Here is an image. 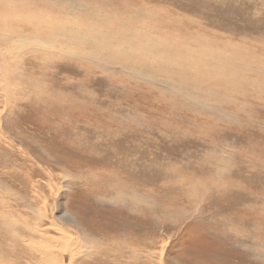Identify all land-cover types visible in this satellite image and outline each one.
Here are the masks:
<instances>
[{
	"label": "rangeland",
	"instance_id": "rangeland-1",
	"mask_svg": "<svg viewBox=\"0 0 264 264\" xmlns=\"http://www.w3.org/2000/svg\"><path fill=\"white\" fill-rule=\"evenodd\" d=\"M19 1L92 25L120 17L242 69L217 72L235 94L214 100L97 47L52 60L67 40L6 54L0 264H264V0Z\"/></svg>",
	"mask_w": 264,
	"mask_h": 264
},
{
	"label": "bare ground",
	"instance_id": "bare-ground-1",
	"mask_svg": "<svg viewBox=\"0 0 264 264\" xmlns=\"http://www.w3.org/2000/svg\"><path fill=\"white\" fill-rule=\"evenodd\" d=\"M47 6L44 3L42 6L35 3L26 5L19 0L9 4L1 3L0 29H3L2 31L6 33L2 43L8 39L12 41V44L6 45V49H1L3 54L0 53V69L2 71L11 73L7 67L11 63L10 58H5L6 54L11 56L12 53H18L16 50L23 47L37 46L38 48L35 50L41 47L40 51L42 49H54L56 45L60 44L57 39H62L67 40L69 44L65 46L66 50L60 52L61 56L56 54L58 57H53L52 60L63 58L67 54H75L72 51L74 46L80 49H95L97 47L99 52L95 54H104L112 65L130 67L129 69L136 70L138 73H148L151 75L150 77L154 75V79L160 77L173 83H176L174 82L176 80L186 84L193 83L194 87L192 88H196V93H208L211 95V99L218 100L227 94H235L233 88L224 86L217 72L223 69V66L228 62H231L228 63L232 70L228 71L230 73L240 71L242 68L235 58L232 60L231 56L218 51L216 48H212L205 43L193 42L195 46L202 47L193 49L191 45L180 43L177 37L172 36L177 45V48L174 49L169 47L173 43L171 40L163 41L146 31L143 25H137L136 22L135 26L122 27L117 23L113 24L110 20L115 18L114 22L125 24L123 20L119 19L120 17L106 14L108 17L96 18L98 21L96 23L99 25H96V23L92 25L90 22L83 20L61 19L56 10L53 14V9L51 7L46 9ZM91 14L93 13L91 12ZM126 19L131 20V15H128ZM82 21L85 23H81ZM15 22L20 23L21 26L11 28V25ZM17 39L20 40V43ZM212 51H217V53ZM220 55H225V57L220 58ZM78 56L79 61L85 59L82 55ZM156 57L165 62L168 70L161 71L154 67L153 63ZM42 59L48 60L44 57ZM211 59L216 63L215 68L212 70L210 66ZM205 71L210 74L204 76ZM228 78L232 80L231 74L228 75ZM65 244L67 246L68 242H65Z\"/></svg>",
	"mask_w": 264,
	"mask_h": 264
}]
</instances>
